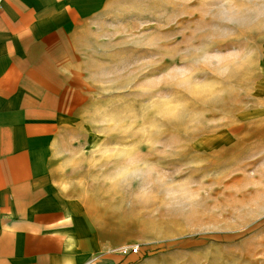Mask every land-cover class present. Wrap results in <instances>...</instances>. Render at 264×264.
<instances>
[{"label":"rangeland","instance_id":"374dc122","mask_svg":"<svg viewBox=\"0 0 264 264\" xmlns=\"http://www.w3.org/2000/svg\"><path fill=\"white\" fill-rule=\"evenodd\" d=\"M95 26L61 155L115 252L264 264V0H119Z\"/></svg>","mask_w":264,"mask_h":264},{"label":"crops","instance_id":"0c3cea01","mask_svg":"<svg viewBox=\"0 0 264 264\" xmlns=\"http://www.w3.org/2000/svg\"><path fill=\"white\" fill-rule=\"evenodd\" d=\"M118 1L0 0V264L140 259L129 245L115 252L110 214L61 155L91 82L95 25Z\"/></svg>","mask_w":264,"mask_h":264},{"label":"built area","instance_id":"2783aa9c","mask_svg":"<svg viewBox=\"0 0 264 264\" xmlns=\"http://www.w3.org/2000/svg\"><path fill=\"white\" fill-rule=\"evenodd\" d=\"M123 253H137L139 252V246L138 245H130V246H125L122 249Z\"/></svg>","mask_w":264,"mask_h":264},{"label":"bare ground","instance_id":"6f19581e","mask_svg":"<svg viewBox=\"0 0 264 264\" xmlns=\"http://www.w3.org/2000/svg\"><path fill=\"white\" fill-rule=\"evenodd\" d=\"M262 237V236H261ZM264 240V239H263ZM260 241V240H259ZM255 242V241H254ZM253 245V244H252ZM257 246V245H256ZM263 248V247H262ZM249 253V252H248ZM250 254V253H249Z\"/></svg>","mask_w":264,"mask_h":264}]
</instances>
